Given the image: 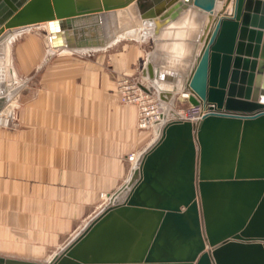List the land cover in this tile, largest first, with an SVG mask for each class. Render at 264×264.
Here are the masks:
<instances>
[{
  "label": "water",
  "instance_id": "1",
  "mask_svg": "<svg viewBox=\"0 0 264 264\" xmlns=\"http://www.w3.org/2000/svg\"><path fill=\"white\" fill-rule=\"evenodd\" d=\"M40 24L51 50L151 38L141 87L209 109L154 124L125 181L50 259L0 264H264V0H0V45ZM21 86L0 66V110Z\"/></svg>",
  "mask_w": 264,
  "mask_h": 264
},
{
  "label": "crops",
  "instance_id": "2",
  "mask_svg": "<svg viewBox=\"0 0 264 264\" xmlns=\"http://www.w3.org/2000/svg\"><path fill=\"white\" fill-rule=\"evenodd\" d=\"M31 28L11 44L22 86L18 121L0 129V255L36 260L77 226L79 211L89 216L101 193L122 184L127 155L156 132L136 128L135 107L115 89L122 73L150 86L140 73L151 47L124 35L105 47L49 50L46 28L43 37ZM21 242L38 244V254L16 253Z\"/></svg>",
  "mask_w": 264,
  "mask_h": 264
},
{
  "label": "rangeland",
  "instance_id": "3",
  "mask_svg": "<svg viewBox=\"0 0 264 264\" xmlns=\"http://www.w3.org/2000/svg\"><path fill=\"white\" fill-rule=\"evenodd\" d=\"M31 30H34L36 31L37 33L40 34V36L43 37V35L45 34V30H44V27H42L41 25H38L36 27H32ZM24 32H27V31H23V33L21 34H24ZM17 34V33H16ZM16 34L11 37L8 38V40L6 42H4L3 44L0 45V58H2V56L6 55V59H7V62H6V59L3 58V62L5 61V65H6V70H10V68H12V54H11V44L14 43V40L16 38ZM120 36H124L123 35H120ZM15 38V39H14ZM118 38V37H117ZM129 38V36L127 37ZM131 39H135L133 37H130ZM15 40V41H16ZM47 41V39H46ZM145 45H148L149 47L152 48V40L151 38L148 39V42H145L144 43ZM7 46V47H6ZM3 47L7 48L5 52H3ZM148 47V48H149ZM0 63H1V60H0ZM124 75H129L131 76L132 78L134 79H138L137 75H132V74H128V73H122ZM122 74H119V75H122ZM141 74V73H140ZM117 75V76H119ZM7 79L10 80L9 84H17V83H21V79H22V76L20 74H16L14 72H12V77L9 78V73L7 71ZM117 76L115 77V89H116V78ZM140 76H142L143 78V75L141 74ZM145 79V77H144ZM139 80V79H138ZM12 81V82H11ZM19 81V82H18ZM21 89V88H20ZM20 89L19 91L13 96L11 97V99L7 102V104L9 103V107H7L5 110L6 112H3L5 115H8L9 116V120L4 122V120L0 123V129L1 128H7V127H11V125H15V123L18 121V117H19V108H20ZM117 92V90H116ZM162 101V100H161ZM124 104V103H123ZM131 105V104H130ZM189 105V103L186 101V100H182L180 98L177 97L176 101H175V105H174V108L175 110L176 109H182V108H185ZM135 107V106H134ZM136 109V108H135ZM136 128H137V112H136ZM139 130H151L152 128H148V129H143V128H137ZM136 152H131L127 155V169L128 171L131 170V167L133 166L134 164V161H135V156H136ZM130 171L128 172L127 176L129 175ZM127 178V177H126ZM125 178V179H126ZM125 181V180H124ZM123 181V182H124ZM122 182V183H123ZM121 185V184H120ZM108 201V197L105 193H101L100 196H99V199L98 201L95 203L93 210L92 212H88V215L89 216H83L82 213H85L83 211H79V218H78V224L76 227L74 228H70V230H68V232L62 236L61 240L58 241V242H49L47 243L46 247H45V250L43 252H41V254H39L38 256V259L36 260H42V261H46L48 258H50L51 256H53V254H55L56 252H58L84 225V223H86L87 219L89 217H91V215H95L103 206L104 204ZM90 213V214H89ZM82 214V216H80ZM20 230V229H19ZM23 232H24V229H23ZM22 235V233H21ZM23 236L25 237L24 233H23ZM13 246L19 248L16 253H18L19 255H25L24 252H29V253H34V254H38L36 252L37 250V245L38 244H35V243H26V242H21V244H12ZM35 245V246H34ZM33 249V251H32ZM35 249V250H34ZM14 252V251H13Z\"/></svg>",
  "mask_w": 264,
  "mask_h": 264
},
{
  "label": "built area",
  "instance_id": "4",
  "mask_svg": "<svg viewBox=\"0 0 264 264\" xmlns=\"http://www.w3.org/2000/svg\"><path fill=\"white\" fill-rule=\"evenodd\" d=\"M140 83L138 79H134L129 75L122 74L116 78V90L120 102L131 104L136 108L137 128H153L154 124L163 123L173 117L197 121L209 109L208 105L189 104L185 108L177 109L181 112L182 117L168 115L164 111L167 107L164 104L165 102L161 101L155 92L143 89ZM261 100L264 101V96ZM6 107H9V103ZM8 120L9 116L5 115L4 122Z\"/></svg>",
  "mask_w": 264,
  "mask_h": 264
},
{
  "label": "bare ground",
  "instance_id": "5",
  "mask_svg": "<svg viewBox=\"0 0 264 264\" xmlns=\"http://www.w3.org/2000/svg\"><path fill=\"white\" fill-rule=\"evenodd\" d=\"M40 25H42V24H40ZM43 26L46 28V26H45V24H43ZM18 33V32H17ZM129 33H131V32H129ZM129 35V34H128ZM14 36V35H13ZM47 38H48V36H47ZM7 47V46H6ZM48 47V49L50 50L51 48L49 47V46H47ZM1 48V47H0ZM7 48H5V47H3V52H5V51H7L6 50ZM1 52V51H0ZM0 60L2 61V58H0ZM188 97V93L187 92H180L179 93V95H178V98H180V99H182V100H185L186 98ZM164 104H166L167 105V107H165V110L164 111H166V113H168V115H176V116H179V117H182L181 116V112L179 111V110H175V108H174V106H171L169 103H164ZM8 105V104H7ZM7 105H5V107L3 108V109H1L0 111V123L5 119V114L3 113V112H6V106ZM140 153V152H139ZM139 153L135 156V158L134 159H136L137 158V156L139 155ZM51 258V257H50ZM50 258H48V259H50Z\"/></svg>",
  "mask_w": 264,
  "mask_h": 264
}]
</instances>
